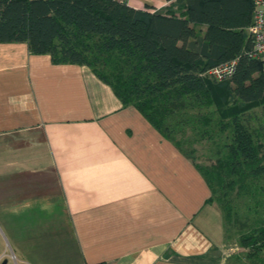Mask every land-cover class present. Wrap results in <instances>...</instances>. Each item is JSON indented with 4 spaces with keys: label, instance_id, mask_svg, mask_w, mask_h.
<instances>
[{
    "label": "crops",
    "instance_id": "1",
    "mask_svg": "<svg viewBox=\"0 0 264 264\" xmlns=\"http://www.w3.org/2000/svg\"><path fill=\"white\" fill-rule=\"evenodd\" d=\"M209 197L193 161L89 67L0 43V231L19 261L226 264Z\"/></svg>",
    "mask_w": 264,
    "mask_h": 264
},
{
    "label": "trees",
    "instance_id": "2",
    "mask_svg": "<svg viewBox=\"0 0 264 264\" xmlns=\"http://www.w3.org/2000/svg\"><path fill=\"white\" fill-rule=\"evenodd\" d=\"M252 11V0H178L165 12L127 0H0V43H26L54 64L89 67L193 161L226 239L234 234L257 263L264 254V117L253 109L264 105V81L260 62L247 58ZM231 60V78L209 76ZM185 128L215 142L214 159L195 162L178 137Z\"/></svg>",
    "mask_w": 264,
    "mask_h": 264
},
{
    "label": "rangeland",
    "instance_id": "3",
    "mask_svg": "<svg viewBox=\"0 0 264 264\" xmlns=\"http://www.w3.org/2000/svg\"><path fill=\"white\" fill-rule=\"evenodd\" d=\"M209 80H212L209 78ZM202 112H207L206 108H200ZM256 116L264 117V105L258 106L253 109ZM194 112H199L198 110H194ZM192 113V112H190ZM252 123H255L252 121ZM182 137L181 141H185L183 146L188 151L192 150L193 157L195 162L199 164L209 163L208 159H214V151H215V142H212L210 139H201L195 132H193L190 128H185L184 134H178V137ZM183 143V142H182ZM236 236L234 234L231 235L230 238L225 239V244L223 246L224 257L226 258V264H264V254H262V261H257V263L248 260L245 256L246 249L240 247L236 242ZM14 249V247L12 246ZM4 250L7 251L8 254H11L9 247L6 245L4 237L0 231V253ZM15 250V249H14ZM16 252V251H15ZM17 255H19L16 252ZM20 257V256H18ZM21 263V261H19ZM7 264H14L11 261H8ZM23 264H28L24 263Z\"/></svg>",
    "mask_w": 264,
    "mask_h": 264
},
{
    "label": "built area",
    "instance_id": "4",
    "mask_svg": "<svg viewBox=\"0 0 264 264\" xmlns=\"http://www.w3.org/2000/svg\"><path fill=\"white\" fill-rule=\"evenodd\" d=\"M172 0H167L166 3ZM253 3V11L251 22L247 27V33L251 41V48L248 52V59H255L261 64V76L264 81V0H252ZM235 60L227 61L221 64H218L211 68L208 71L209 76L217 81H224L232 77L235 71ZM13 262L14 264H23L19 262L17 257L11 252L8 254L5 251L0 256V264L3 261Z\"/></svg>",
    "mask_w": 264,
    "mask_h": 264
},
{
    "label": "water",
    "instance_id": "5",
    "mask_svg": "<svg viewBox=\"0 0 264 264\" xmlns=\"http://www.w3.org/2000/svg\"><path fill=\"white\" fill-rule=\"evenodd\" d=\"M6 263V261L4 260L1 264H5Z\"/></svg>",
    "mask_w": 264,
    "mask_h": 264
}]
</instances>
